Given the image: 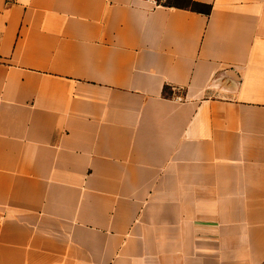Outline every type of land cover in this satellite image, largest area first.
Here are the masks:
<instances>
[{"label": "crops", "instance_id": "0c3cea01", "mask_svg": "<svg viewBox=\"0 0 264 264\" xmlns=\"http://www.w3.org/2000/svg\"><path fill=\"white\" fill-rule=\"evenodd\" d=\"M193 1L0 0V264H264V0Z\"/></svg>", "mask_w": 264, "mask_h": 264}, {"label": "trees", "instance_id": "16d2710c", "mask_svg": "<svg viewBox=\"0 0 264 264\" xmlns=\"http://www.w3.org/2000/svg\"><path fill=\"white\" fill-rule=\"evenodd\" d=\"M180 1L181 0H170L168 1V3L163 4L160 2V0H157V3L163 6H167V7L186 8V9H190V10L197 11L200 13H205V14L210 13L211 8L208 5L199 4L193 0H188L187 4H183ZM164 92H167V89H165Z\"/></svg>", "mask_w": 264, "mask_h": 264}, {"label": "rangeland", "instance_id": "374dc122", "mask_svg": "<svg viewBox=\"0 0 264 264\" xmlns=\"http://www.w3.org/2000/svg\"><path fill=\"white\" fill-rule=\"evenodd\" d=\"M168 1H170V0H160V2L163 3V4L168 3ZM180 2L183 3V4H187L188 0H181Z\"/></svg>", "mask_w": 264, "mask_h": 264}]
</instances>
